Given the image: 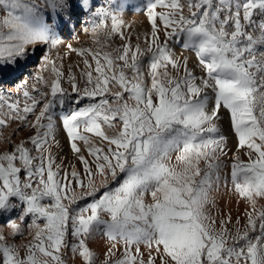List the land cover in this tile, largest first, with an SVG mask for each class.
Returning a JSON list of instances; mask_svg holds the SVG:
<instances>
[{"label":"snow or ice","instance_id":"obj_1","mask_svg":"<svg viewBox=\"0 0 264 264\" xmlns=\"http://www.w3.org/2000/svg\"><path fill=\"white\" fill-rule=\"evenodd\" d=\"M126 7V0H0V71L38 45L54 47L61 26L81 13L99 45L66 46L83 57L80 78L71 66L66 77L74 96L47 54L50 81L38 74L23 102L0 94V128L18 121L11 136L34 132L0 152V217H9L13 238L29 218L35 230L23 255L0 234V264H69L77 255L81 264H264V0H149L143 47L139 35L135 45L125 36ZM115 36L128 42L112 47ZM169 41L194 52L195 68ZM85 99L60 117L81 174L56 164L48 141L52 110ZM222 110L236 137L230 190L246 204L243 226L209 207L230 151ZM97 235L108 241L103 259L89 247Z\"/></svg>","mask_w":264,"mask_h":264},{"label":"rangeland","instance_id":"obj_2","mask_svg":"<svg viewBox=\"0 0 264 264\" xmlns=\"http://www.w3.org/2000/svg\"><path fill=\"white\" fill-rule=\"evenodd\" d=\"M96 2H100V0H96ZM148 2L149 0H126L127 7L121 14V19L124 23L125 36L130 38V41L133 45L137 43L136 37L139 35L140 43H141V46L143 47L144 46L143 34L150 31V25L146 18V6ZM159 10L160 9H158V11ZM4 15H6V13L0 10V20L3 19ZM107 24L110 27L111 21L109 20ZM90 28H91V25L88 23V18L83 13L79 14V16L75 18V20L72 23L68 24L67 26L62 25L61 28L59 29V33L57 36V43L54 47L51 45L50 46L49 45L48 46L38 45L36 48V51L34 52V54L30 55L29 59H27L24 62L18 63L14 68L9 67V68H5L3 71H0V94L8 96L9 98L13 100L19 97L21 102H23V96H22L23 91L28 90L31 92L33 84L36 83L35 77L38 74H42L45 77V79L50 81L52 79V73L50 71V68L48 71L42 72V64H43L42 58L47 54L48 56L51 57L52 60L56 62L57 67H62V71L65 73V79H64L62 86L67 90V92L71 96H74V94L71 92V87L67 83V80H66V77L69 71L68 66H71L72 72L79 79L80 74H81V69L84 68L83 57L77 56L76 53L74 52H69L66 46L72 45L74 48H78V49L80 48H90L94 50L97 49L99 45L94 43V40L96 38L92 35ZM100 39L103 40L102 34L100 36ZM163 41H164V36H163V33H161V42ZM126 42L128 41L121 40L119 36H115L112 40V47L122 45L123 43H126ZM169 44L173 48L174 53L177 56L182 57V58H187L189 61V67L195 68L197 60H196L194 52L190 50L182 49V46L180 44H176L172 41H169ZM65 49H67L68 52L67 51L65 52ZM107 50H111V49L109 48ZM89 59L91 58L89 57ZM196 74L198 76L202 75V73L198 69L196 70ZM47 90L48 89L45 88V91ZM33 95H35V93H33ZM88 102L89 101L85 99L80 104H76L74 100H67L63 108L57 105L52 110L54 114V123H55V134H54L55 138L54 139H52L51 137L49 138L48 151H50L51 155L54 157L55 163L60 164L62 166V169H67L69 172H71L72 167L76 164L75 166L78 167L77 170L80 171L81 174H83V165L77 159L76 154L72 153V156L69 157L64 153L70 147V144L62 136L64 129H63L60 117L68 113L70 114L71 111H73V109L75 110L79 107L85 106V104H87ZM38 111L39 109H37V112ZM221 116H222V121H221L222 133L227 137V144H228V148L230 149V151L228 152V157L223 161L225 166L221 170L222 172L221 185L219 186L217 192L216 190H214L211 193V195H213L212 197L214 199L215 206L217 207L213 208L211 205L209 207L211 211L213 212V214L217 216V218H219L221 215H227L230 213L233 223L235 222L237 216H239L240 221H241V226H243L244 221H245V217L243 213L245 211L246 204L242 201L238 202V199L236 195L233 194V192L231 194L232 198L230 197V202L232 203L231 206L229 204H227L226 206L223 201H220V199L217 198L218 194L222 192L220 190L223 189V191H226L230 186L232 187L230 183L229 165L231 163L232 153L235 152L236 150V137L232 133V130L230 128V121L228 119L227 113L222 110ZM28 120L29 122H31L34 120V117L29 115ZM18 125H19L18 121H13V122H10L6 127L0 128V136L4 138H8L7 142L5 139H0V152H3L5 150L11 151L12 147L16 143H19L22 139H26L27 137L34 134L32 130H30L28 127H25L21 129L20 131L16 132L15 136H11V133L15 129H17ZM88 135L90 137L92 136V134H88ZM94 142L99 143L98 140ZM77 143L79 146H82L81 148L84 147L82 142L79 143L77 141ZM28 146L31 147L30 144ZM82 154H85V157L90 162L92 161V157L88 155L86 150L83 151ZM77 163L79 165H77ZM21 175L23 176V173H21ZM82 203H84V201L80 202L81 205H83ZM258 206H264V200H259ZM18 214H19L18 211L12 212L11 218L16 219L18 222L19 221L17 219ZM8 219L9 217H6V216L0 217V232L3 230L2 234L6 237V240H8L9 236H7L5 233H10L7 231L11 229L7 223ZM27 221L28 222L23 224L25 228L29 224V220ZM16 237L14 238L16 242H20L22 240L21 235H18ZM10 238L13 239V236L12 237L10 236ZM22 243L23 245L25 244L24 242ZM19 250L23 255L24 249L22 246L21 248H19Z\"/></svg>","mask_w":264,"mask_h":264},{"label":"bare ground","instance_id":"obj_3","mask_svg":"<svg viewBox=\"0 0 264 264\" xmlns=\"http://www.w3.org/2000/svg\"><path fill=\"white\" fill-rule=\"evenodd\" d=\"M84 16V15H83ZM77 18V17H76ZM74 20H75V18H74ZM73 20V21H74ZM71 26V25H70ZM48 46V45H47ZM50 46V45H49ZM50 48V47H49ZM64 49V48H63ZM67 51V49H65V52ZM61 52H63V51H61ZM68 52V51H67ZM70 52V51H69ZM60 55V54H59ZM55 56V55H54ZM58 56V55H57ZM69 57H70V55H69ZM60 58H62V57H60ZM67 58V57H66ZM59 60V59H58ZM68 60V59H67ZM70 60V59H69ZM63 63V62H62ZM66 64V63H65ZM69 64V63H68ZM69 67V66H68ZM67 67V68H68ZM66 69V68H65ZM77 74V73H76ZM74 110V109H73ZM69 114V113H68ZM232 133L234 134V132L232 131ZM62 136L66 139V141L70 144V142H69V140H68V137H67V134H66V132H65V130L63 131V133H62ZM79 142V141H78ZM67 143V144H68ZM80 143V142H79ZM80 147H82V146H80ZM67 156H69V157H71L72 156V150H71V147H69L67 150H66V152H64ZM83 155H85V154H83ZM75 157V156H74ZM76 165V164H75ZM74 165V167L77 169L78 167H76ZM77 165H79L78 163H77ZM228 171V170H227ZM221 185V184H220ZM226 185V184H225ZM230 185V184H229ZM225 187V186H224ZM232 187L230 186L226 191H223V189L222 190H220V191H222V192H220V194H218V197L217 198H219L220 199V201H223L224 203H225V205L227 206V204H229L230 206H231V202H230V197H231V194H232V191L230 190ZM218 191V189L216 190V192ZM223 194V195H222ZM213 196V195H212ZM215 196V195H214ZM232 198V197H231ZM215 199H216V197H215ZM225 199V200H224ZM146 202H150V196H148V197H146ZM80 203V202H79ZM83 204V203H82ZM220 204V203H219ZM223 204V203H222ZM228 205V206H229ZM232 206H234V205H232ZM215 207H217V206H215ZM219 207V206H218ZM238 207V206H237ZM231 208H233V207H231ZM226 210V209H225ZM29 220V224L31 223V219L29 218L28 219ZM28 222V221H27ZM17 223H19V221L17 222ZM28 224V225H29ZM26 226V228L22 225V240L20 241V242H16L15 240H14V238L13 239H11L10 238V236L12 237V229H10V230H8L7 232H10V233H5L7 236H9V238H8V240L7 241H9V243H15L16 245H17V247H18V249L19 248H21V246L23 245V243L22 242H24L25 244L28 242V241H30L31 239H32V236L34 235V229H32V228H29V226ZM3 231V230H2ZM0 232V234H2L3 232ZM4 231H6V230H4ZM17 238V237H16ZM19 239V238H18ZM18 239H16V240H18ZM89 247L94 251V252H96V254H97V257H98V259H103V254H104V252L107 250V247H108V241L102 236V235H97L96 237H94L92 240H90L89 242ZM22 254V253H21ZM69 264H81V259L78 257V255L76 256V257H74L73 259H71V260H69Z\"/></svg>","mask_w":264,"mask_h":264}]
</instances>
